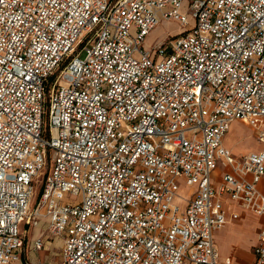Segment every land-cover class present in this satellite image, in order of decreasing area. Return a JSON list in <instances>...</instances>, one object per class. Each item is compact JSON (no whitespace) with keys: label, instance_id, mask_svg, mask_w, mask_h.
I'll return each mask as SVG.
<instances>
[{"label":"built area","instance_id":"2783aa9c","mask_svg":"<svg viewBox=\"0 0 264 264\" xmlns=\"http://www.w3.org/2000/svg\"><path fill=\"white\" fill-rule=\"evenodd\" d=\"M234 120L264 143V0H0V264L43 218L59 264H237L213 234L264 215V150Z\"/></svg>","mask_w":264,"mask_h":264},{"label":"crops","instance_id":"0c3cea01","mask_svg":"<svg viewBox=\"0 0 264 264\" xmlns=\"http://www.w3.org/2000/svg\"><path fill=\"white\" fill-rule=\"evenodd\" d=\"M163 21L164 20H162L161 22ZM158 24L148 32L145 38L154 32ZM154 40H157V37ZM236 122H239V120L232 121L229 128L231 127L233 123H236ZM223 143L229 148V146L226 144L225 135L223 137ZM258 144L259 145L257 147H252L250 149H247V151L260 150V149L264 150V147L260 145L264 143L258 141ZM242 151L244 152L246 150H242ZM232 152L236 155H239L237 151L232 150ZM258 187H259V190L262 193H264V176L261 178L260 182L258 183ZM224 205L229 211L237 212L238 217L233 220H229L221 228L214 231L213 236H214L215 244L219 251V256L221 259L231 260L233 262H236L237 264H251L253 261V257H254L253 247L257 242V233L261 227H264V215H259L250 210H246L242 208L240 205L230 202L228 200L224 201ZM250 221L254 222V224L250 225L249 224ZM36 226L32 225V226H29L28 229L26 228L24 245L20 252L19 259L14 264H23V262H25L24 257H25L26 251L28 253L27 255H29L30 257L29 258L30 263L31 264L36 263L35 259L37 255L35 251H39L42 249H49V248H46V244H45L47 240H49V237H46L44 239V233L40 232V229H39L40 227L36 229ZM37 237H42L44 240V244L39 249H33L34 247L33 240ZM60 260H61V257H60Z\"/></svg>","mask_w":264,"mask_h":264},{"label":"rangeland","instance_id":"374dc122","mask_svg":"<svg viewBox=\"0 0 264 264\" xmlns=\"http://www.w3.org/2000/svg\"><path fill=\"white\" fill-rule=\"evenodd\" d=\"M181 10H183L184 12L187 11V4L185 1L182 3ZM188 17L192 22L194 21V18L191 16L190 13L188 14ZM179 27L180 26L176 21L164 20L163 22L160 23V29L158 30V32L155 30L153 33H151L150 35H148L145 38L144 44L146 46L151 45V44H156L159 40L162 39V37H164V35L166 36L167 33H174L175 31H177L179 29ZM156 37H157V40H154ZM79 56L80 57L84 56L83 50L80 51ZM238 123H240L243 126L242 131H240L237 134H233L231 132V127H230L229 130L225 134V139H226V144L229 146V148L234 150V151H237V153L240 154L243 152L242 150L247 151V149H250L252 147H257L259 144H258V141L256 139V135H255V132L253 131V129L249 125H247L241 121H239ZM260 145H262L264 147V144H260ZM246 151H244V152H246ZM45 171H46V169L44 170V172ZM215 173L217 175L220 174L219 168L216 169ZM183 186H184V184L181 183L179 190H178V194L184 196L186 194L187 188L184 187V189H183ZM40 188H41L40 185H38V187L35 188L34 196H33L34 199H37ZM77 197H78L77 195H67L63 198V201L73 200ZM178 200H179L181 205H184V201L181 198H178ZM249 224L252 225V224H254V222L250 221ZM39 229H40V232L44 233V239L46 237H49L50 241L54 240V238L52 239L51 233L49 232L48 226H47L44 218L42 220V223H41ZM60 247H61V242L58 243L56 246H53L51 248V249H54L55 252H52L50 248L35 251L36 255H37V257L35 259L36 263H32V264H42V263L43 264H59L60 263V257H61L60 256V249H61ZM33 249H36V248L33 247ZM27 254L28 253L26 251V254L24 257L25 262H23V264H31L30 260H29L30 257ZM41 261H42V263H41Z\"/></svg>","mask_w":264,"mask_h":264},{"label":"bare ground","instance_id":"6f19581e","mask_svg":"<svg viewBox=\"0 0 264 264\" xmlns=\"http://www.w3.org/2000/svg\"><path fill=\"white\" fill-rule=\"evenodd\" d=\"M159 29H160V24H158V26L156 27L155 30L158 31ZM242 129H243V126L240 123H238V122L233 123L231 125V132L233 134L239 133L240 131H242ZM41 223H42V220L37 224L36 229H38L40 227ZM60 242L61 241H60V239H58V237H55V240H53V241L47 240L46 248H52L53 246H56ZM51 251L55 252L54 249H51Z\"/></svg>","mask_w":264,"mask_h":264}]
</instances>
